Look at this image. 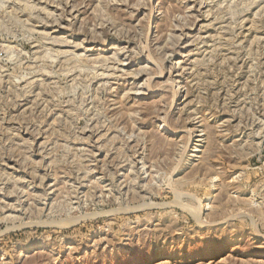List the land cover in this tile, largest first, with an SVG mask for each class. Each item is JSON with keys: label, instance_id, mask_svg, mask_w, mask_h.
Wrapping results in <instances>:
<instances>
[{"label": "rangeland", "instance_id": "1", "mask_svg": "<svg viewBox=\"0 0 264 264\" xmlns=\"http://www.w3.org/2000/svg\"><path fill=\"white\" fill-rule=\"evenodd\" d=\"M0 264H264V0H0Z\"/></svg>", "mask_w": 264, "mask_h": 264}, {"label": "bare ground", "instance_id": "2", "mask_svg": "<svg viewBox=\"0 0 264 264\" xmlns=\"http://www.w3.org/2000/svg\"><path fill=\"white\" fill-rule=\"evenodd\" d=\"M169 130V129H168Z\"/></svg>", "mask_w": 264, "mask_h": 264}]
</instances>
